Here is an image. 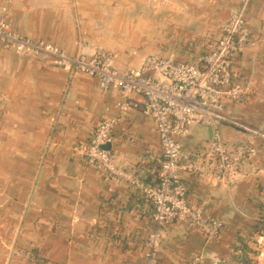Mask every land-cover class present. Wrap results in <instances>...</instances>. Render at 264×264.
<instances>
[{
	"label": "crops",
	"instance_id": "crops-1",
	"mask_svg": "<svg viewBox=\"0 0 264 264\" xmlns=\"http://www.w3.org/2000/svg\"><path fill=\"white\" fill-rule=\"evenodd\" d=\"M239 0H0V18L20 35L48 41L69 54L81 44L114 54L120 69L147 55L198 64ZM247 28L253 45L232 58L235 83L248 91L226 111L264 130V0H250ZM0 264H143L145 241L155 228L151 205L128 182L87 164L82 148L99 121L116 118L108 149L123 168L147 184L157 179L161 146L153 120L141 107L120 115V93L103 91L95 77L70 73L54 59L19 55L0 44ZM139 105L143 98L132 95ZM222 136L248 135L229 124ZM209 133L193 125L179 138L190 156L203 151ZM257 146L258 137H252ZM253 165L263 167L264 152ZM188 201L221 219L207 239L181 223L160 228L159 264H203L253 257V234L264 227V170L236 186L185 173ZM261 239V240H260ZM247 247V253L240 250Z\"/></svg>",
	"mask_w": 264,
	"mask_h": 264
},
{
	"label": "built area",
	"instance_id": "built-area-1",
	"mask_svg": "<svg viewBox=\"0 0 264 264\" xmlns=\"http://www.w3.org/2000/svg\"><path fill=\"white\" fill-rule=\"evenodd\" d=\"M249 1L239 0L200 63L147 55L137 67L126 69L114 65V54L110 50L81 44L76 53L69 54L48 41L20 35L0 18L3 47L12 48L19 55L51 58L70 73L95 77L103 91L111 87L118 89L120 98L116 104L120 115L141 107L153 120L161 146L157 179L153 184L136 178L113 159L107 145L116 123L114 117L99 121L81 150L87 164L113 179L128 182L151 205L155 228L146 238L143 264H159L160 228L164 225L181 223L198 228L207 239L217 236L224 227L223 221L203 205L188 201V189L182 179L185 173L204 178L208 183L236 186L253 171L262 173L264 170L253 165L258 153L264 152V130L241 122L225 109L227 102L241 101L248 91L247 85L235 83L231 66L233 56L254 43L246 21ZM134 94L143 98L141 105L132 98ZM3 99L0 92V103ZM223 124L238 127L248 136L231 143L222 136ZM193 125L211 128V136L198 156L188 155L179 142ZM252 137H258L261 145L257 146ZM261 232L262 228L254 231V238ZM246 256L253 264L249 252ZM221 263L231 264L229 261ZM184 264H203V255L198 254Z\"/></svg>",
	"mask_w": 264,
	"mask_h": 264
},
{
	"label": "rangeland",
	"instance_id": "rangeland-1",
	"mask_svg": "<svg viewBox=\"0 0 264 264\" xmlns=\"http://www.w3.org/2000/svg\"><path fill=\"white\" fill-rule=\"evenodd\" d=\"M263 235H264V227L262 228V232H261L260 236H263ZM257 238H259V236H256L255 238L252 239L255 242V245H252V247H253L252 249L255 252L253 254L254 259H255L256 254L260 253L262 251V248H263V247H261L262 246V242L259 241V239H257Z\"/></svg>",
	"mask_w": 264,
	"mask_h": 264
},
{
	"label": "trees",
	"instance_id": "trees-1",
	"mask_svg": "<svg viewBox=\"0 0 264 264\" xmlns=\"http://www.w3.org/2000/svg\"><path fill=\"white\" fill-rule=\"evenodd\" d=\"M240 250H242L243 252L247 253V250H248V249H247L246 246H242V247L240 248ZM240 264H251V261L248 260V259L245 257L244 261H241Z\"/></svg>",
	"mask_w": 264,
	"mask_h": 264
},
{
	"label": "water",
	"instance_id": "water-1",
	"mask_svg": "<svg viewBox=\"0 0 264 264\" xmlns=\"http://www.w3.org/2000/svg\"><path fill=\"white\" fill-rule=\"evenodd\" d=\"M198 126L206 128L208 130L209 135H208L207 139H209L210 136H211V128H210V126H208V125H198ZM107 147H108V145H107ZM219 264H222V263H219Z\"/></svg>",
	"mask_w": 264,
	"mask_h": 264
}]
</instances>
